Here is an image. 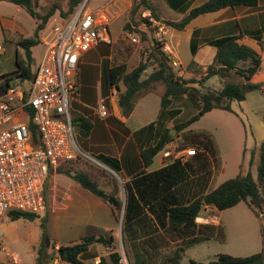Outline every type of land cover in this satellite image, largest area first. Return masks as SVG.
<instances>
[{
  "label": "trees",
  "instance_id": "16d2710c",
  "mask_svg": "<svg viewBox=\"0 0 264 264\" xmlns=\"http://www.w3.org/2000/svg\"><path fill=\"white\" fill-rule=\"evenodd\" d=\"M4 1L23 8L36 20V25L31 36L22 37L16 41L15 67L0 74V91H5L19 81L33 78L35 65L31 48L41 43L40 32L46 27L49 19L56 11H59L62 17L67 16L83 0H68L66 10L61 7L60 0H52L44 13H39L33 8V0ZM257 1L205 0L190 8L178 21L165 20L164 22L176 29H183L191 19L199 14L216 11L227 6H254ZM167 2L180 12L187 10L186 0H167ZM135 7L148 9L153 17L159 18L149 0H137ZM146 22L149 23L147 19ZM239 36L228 35L206 42L215 47L216 52L213 62L206 67L201 78L177 76L170 64V57L163 50V43L159 41H156L149 49L148 57L141 58L131 70H127L124 63L109 67L102 66L101 94L105 97V101L107 100L106 106L111 89H116L119 91L117 105L123 116H128L135 101L146 92L153 90L156 85H163L164 91L161 94L160 109L155 123L163 118L169 119L177 114L180 115L182 106H185L187 100H191L190 104H194L197 109V113L188 118L181 119L179 117V120L176 119L173 124V129L176 131L175 136L169 134L168 128H164L153 142L141 148L138 154V164L127 160L124 156H121V159L105 154L96 156L99 161L117 174L123 172L129 177L128 180L122 182L124 202L121 230L126 253L128 256L129 253L132 254L136 264H144L142 258H152L149 250L159 247L165 236L171 240H183L184 237H189L183 247L177 245L171 255L167 257L166 264H179L185 248L203 240V237L197 234L201 232V228H197L195 218L205 206H213L216 210L221 211L236 205L240 201H245L259 220V209L264 204V140L259 148L256 179L248 170L245 174L228 178L214 189L187 200L181 199L171 187L183 182L187 175V169H189L188 163H182L180 158H176L171 164L155 171L145 172L144 169L166 144L174 140L181 130L198 120L205 112L212 108L231 110V102L245 99L248 92L255 90L263 93L264 81L254 82L252 80L254 75L260 71L262 56L252 47L238 42ZM255 38L264 49V42L260 41L261 37L256 35ZM150 66L152 68L150 73L141 78L144 71ZM213 75L226 76L220 89L206 88L199 91L193 85L195 83L198 87L204 86L205 81ZM230 76L236 80H230ZM121 85L123 89L120 90ZM176 101H179L181 106H171ZM71 121L74 131L80 136L86 137L90 134L93 125L89 118L73 112ZM262 121L264 124V111ZM153 124L154 122L148 126L153 127ZM28 125L31 130L32 144L38 145L36 126L31 120L28 121ZM202 133L198 142L203 145L208 139V135ZM71 177L82 188L109 203L113 210L121 206V201L116 195V189L110 193L104 191L98 182L81 170L75 171ZM7 216L10 220L19 218L33 220L38 215L27 211L10 210L7 212ZM40 225L42 232L35 264H49L54 258H58L67 264H87L86 260L96 258L98 255L89 251V247L95 243L105 246L108 251V258L99 256L96 264H120L119 254L112 249L114 235L112 233L107 235L95 234L94 232L80 237L77 241L59 244L55 255L49 256L47 260L44 257L49 238L44 220ZM260 231L261 235L264 236L261 224ZM262 242L263 246L259 252L247 256L218 253L207 262L190 259L188 264H264L263 237Z\"/></svg>",
  "mask_w": 264,
  "mask_h": 264
},
{
  "label": "rangeland",
  "instance_id": "374dc122",
  "mask_svg": "<svg viewBox=\"0 0 264 264\" xmlns=\"http://www.w3.org/2000/svg\"><path fill=\"white\" fill-rule=\"evenodd\" d=\"M105 1L106 4H108L107 11L109 13L108 18L104 16L107 19L110 30L109 43L112 42L111 37H115V39H117L116 42L125 52V59L129 61V63H134L137 59L133 55L131 56L133 48H137V54L139 53V55H141L140 59L147 58L149 55V49L153 44H155L156 41H158V39L155 35L157 28L154 25L146 22L147 18L143 14L145 8L135 7L137 0ZM51 2L52 0H34L33 8L39 13H44ZM67 2L68 0H60L63 10L67 9ZM103 2L104 0H87L85 4L86 10L99 7ZM160 10L166 14L168 18H176L179 15L177 13L178 11L174 9L172 10L170 8L163 7ZM99 12L101 13L100 10ZM1 14L3 15L4 20L19 26V29L22 30L24 35L4 30V37L7 40L0 37V43L3 45V50L0 51V74L15 67L13 41H17L18 39L25 36H31L32 29L35 25L34 19L25 10H16V6L14 4L4 0L0 1V15ZM61 15L62 14L59 11H56L51 16L46 26L49 27V25L57 20ZM163 26L165 29L167 25L164 24ZM169 33L173 35V41H175V36L179 34L177 30L170 29L165 35L166 38L168 37ZM131 37H134L136 41L133 42L130 39ZM165 41L166 40L163 39L161 42L163 43ZM178 50L180 51V56L184 59L185 55L182 45L178 46ZM42 52L43 45L41 43L32 47L35 66L38 64ZM187 53L189 54V52ZM173 69L176 75L179 76L177 68L173 67ZM150 71L151 66L147 67L141 78L146 77ZM199 72V77L201 78L203 72ZM183 75L184 76L180 77L188 78L186 77V73ZM231 76L229 77L230 80H236V78ZM221 80L224 82V80L218 76H212L209 77V79L205 82V86H194L197 87L199 91H203L210 87L218 88V82ZM118 94L119 91L112 88L108 95V103H111L112 99H114L117 103ZM248 99L249 105H252L255 107V110H257L250 115L253 130H251L250 125L246 123L248 121L245 115L238 111V102L232 101L231 110L220 111L217 114L212 115L208 113L206 114L205 112L199 117L198 120L190 124V128L192 129L188 131L190 132L192 130L191 133H196L200 128H209L214 137L218 139L221 152L229 158H232L237 155L235 151V145L237 147V144L240 141V125H245V134L247 139L246 144L248 147L247 150L249 151L246 152L247 157H250L252 154L250 152L252 150L251 131L255 132L257 121L262 123V113L264 110L260 111L259 109L263 102L264 96H261V94H258V91L254 90ZM190 103L191 100H187L185 106H182V111L180 112V115H178L177 120H179V117L181 119H185L192 114L197 113V109L194 107L195 105ZM143 106L144 105L138 101L136 113L142 111ZM171 106L179 107L181 106V103L176 101ZM107 108L109 109L108 105ZM232 109L237 111L236 114H238V116H241L242 122H238L239 119L234 116V114L230 113L233 112ZM71 115H73L72 110ZM191 144L193 147L201 146L200 143L196 141H192ZM90 156H82L79 159L70 161L61 167H57L55 169L53 168L49 171L45 182V208L41 212L36 213L38 216L33 220L25 218L10 220L7 214L1 217L0 264H6L5 261L9 259L8 254L12 257V259H15L16 264H35L37 248L40 243L42 232V227L40 224L43 220L45 223L46 233L49 238L46 254L44 257L47 260L49 256L55 255L56 248L59 244H67L68 241L76 239L80 235L85 234L89 229V224L99 223L106 225L107 228H109L108 230L114 229L112 234L114 235L115 239L114 243L112 244V249L119 254V263L136 264V260L133 259L132 254L129 253L130 257L127 255L122 239L121 229L124 202V188L122 186L123 176L122 174H117L112 169L101 163L95 156ZM253 158L256 159V162L251 164V168H249L251 169V174L256 179V164L259 160L257 153L255 156H253ZM249 161H251V159ZM78 170L87 173L108 193L116 189V195L121 201V206L114 210L115 220L114 217L111 219L108 218L110 217V208H108L104 202H102L90 192L84 190L72 179L71 175ZM69 195L72 196V199H69ZM201 210L203 211L198 213V217L215 214L218 218V221L216 224H208L212 225L211 229L213 228L210 231L204 232V235L206 233L209 234V239L201 240L191 246L186 247L179 264H188L190 259L207 262L213 259V257L218 253H227L234 256H247L261 250L263 246L262 237L264 240V236L261 235L260 224L264 235V204L259 209V220L250 210L245 201H240L234 207L217 212L206 206ZM197 234L200 237L203 236L201 232H198ZM188 239L189 237H184L183 240L169 239L167 241L164 239L163 241L165 245L163 246H165V248L163 249L165 250L162 255H156L152 258H142L141 260L144 262V264H166V256H170L173 249L177 245L183 247ZM1 247H4V250L1 249ZM89 251L98 255L96 258L86 260L87 264H95V262L98 261L99 256L108 258V251L106 247L98 243L92 244L89 247ZM49 264L66 263L58 260V258H54L49 262Z\"/></svg>",
  "mask_w": 264,
  "mask_h": 264
},
{
  "label": "crops",
  "instance_id": "0c3cea01",
  "mask_svg": "<svg viewBox=\"0 0 264 264\" xmlns=\"http://www.w3.org/2000/svg\"><path fill=\"white\" fill-rule=\"evenodd\" d=\"M149 1L154 6L155 12L159 17L158 20L162 22V24L164 25L165 20L178 21L190 8L198 4H201L205 0H186L188 6L185 12H180L179 10L175 9L174 6H170L167 0H149ZM15 6H16V10L23 9L17 5ZM163 7L170 8L172 10L173 9L177 10L178 11L177 13L179 15L176 18H168V16H166V14H164L160 10ZM107 8H108V4H106V1L104 0L101 6L96 8H91L89 10H93V9L100 10L102 13L101 15L108 18L109 13L107 11ZM34 24L36 25L35 19H34ZM35 25L32 29V33L34 31ZM0 29H1L0 37H2L5 40L7 39L4 37V30L15 32L16 34L24 35L22 30L19 29V26H16L14 23H9L8 21L4 20L2 14L0 15ZM170 29L177 30L179 32V34L175 36V41L172 40L173 35L171 33L168 34L167 38L165 37V35ZM108 31L110 35L109 25H108ZM42 34L43 31L40 34V39L42 37ZM228 35H240L238 38V42L252 47L255 51L261 54L262 63H261L260 71L256 75H254L252 80L254 82H263L264 81V49L261 43L257 41L255 36L259 35L261 37L260 41L262 43L264 42V0H258L257 4L254 6H244V5H238L234 7L227 6L220 8L216 11L199 14L193 19H191L183 29H176L172 26L167 25L165 28V33L163 35V39H165L166 41L163 42V45L164 48L168 49L167 50L168 52H166L167 55L170 58H173L179 62L183 70L181 73H179V76H184L183 74L186 73L187 74L186 77L188 78L189 77L199 78L200 76L199 71H202L203 74L205 73L206 67L213 62L214 55L216 52L215 47L207 44L206 42L208 40H212ZM116 40L117 39H115V37L114 38L111 37V41H112L111 43H109L110 42V38H109L108 42L99 43L97 46L92 47L90 50L82 54L79 58L77 74H76V78H77V90L75 94L76 97L73 100H71L70 106L73 112L89 118L92 122L93 127L90 134L86 137H82L78 133H75V141L79 149L85 154V156L92 155L96 157L98 154H105L112 157H116L117 159H121V156L122 157L124 156V158H126L127 160L133 161L135 164L136 163L138 164L139 150L141 148H144L151 142H153L157 138L158 134L164 128H168L170 131V129L173 128V124L175 123L176 119H178L179 114H177L173 118H169V119L163 118L155 123V120L157 119L158 112L160 109L161 94L164 91L163 85H156L155 88H153V90L146 92L135 101L133 109L128 116H123L121 114V111L118 108L117 103L114 99L111 100V103L110 102L108 103L109 109L107 108L108 111L107 116L105 117L99 116L96 109L98 101L100 98L105 99V97L102 96L101 94L102 66L105 65L109 67L112 65L124 63L127 66V70H131L138 64L141 57L139 53L137 54L136 51L137 48H133V52L131 56L133 55L137 59L135 60L134 63H129V61L125 59L126 56L125 52L123 51L122 47L116 42ZM13 45L15 52L17 48L16 41H13ZM181 45L184 49L183 51L185 55L184 59L180 56V51L178 50V46ZM187 52H189V54ZM213 76H218L223 80L226 79V76L224 77H221L219 75H213ZM222 83H224L222 82V80L219 81L218 88H213V89H220L223 85ZM193 85L196 84L194 83ZM122 88L123 87L121 85L120 90ZM253 92L254 91L248 92L246 94L245 99L241 101H237L238 102L237 105L239 109L238 111L245 115L248 121L246 123L250 125L251 130H253V125L250 120V115L253 114L255 111H257L255 110V107L249 105L248 103L249 101L248 98L250 94ZM258 94L264 96V91L263 93L258 92ZM138 101L141 102L145 107L143 106L142 111L136 113V108H137L136 106ZM232 110L233 112L230 113L234 114V116H236L239 119L238 122L239 121L242 122L241 116H238V114H236L237 111L234 109ZM259 110L260 111L264 110V99ZM220 111H226V110H222L219 108H212L211 110L207 111L206 114L207 113L210 115L217 114ZM152 122H154L153 127L148 126ZM190 129L192 128H190L189 125L183 130H181L174 138V140L166 144L153 157L152 162L146 168H144L145 172H152L171 164L173 160L176 158H180L182 163L184 162L188 163L189 169H187V175L183 180V182H180L175 186L171 187V189L174 190L175 193L179 195V197L183 200H187L190 198L197 197L201 194H204L210 191L211 189L217 187L222 181L234 177L239 173L244 174L247 170L251 171L250 165L256 162V159L253 158V156H255L256 153L259 159L260 144L264 140L263 121L262 123H259V121H257L255 132L251 131L252 150L250 152L252 154L250 157H247V152L249 151L247 150L248 147L246 144L247 139L245 134L246 131L245 125H240V131H241L240 141L237 144V147L235 145V151L237 155L232 158H229L228 156H226L224 153L221 152L218 139L214 137V135L212 134L209 128H200L199 131L196 133H191L192 130L189 132L188 130ZM202 132L209 135L208 139L205 141L203 145L200 144L201 145L200 147L194 148L195 146L193 147L191 143L192 141L198 142L201 139L200 137H202L201 136ZM173 134L172 136H175L176 131ZM192 147L196 150V153L194 155H190V156L183 155L185 153V149ZM81 157L82 156H79L76 159H79ZM250 159L251 161H249ZM66 163L68 162L63 163L58 167H61ZM120 174H122L123 180H128L129 177L127 175H125L123 172H121ZM69 199H72V196L69 195ZM99 199L102 202H104L108 206V208H110L109 209L110 217L108 218L111 219L112 217H114L115 213L112 207L110 206V204L102 200L101 198ZM206 207L211 208V210L213 211L214 210L216 212L218 211L213 206H206ZM203 210H201L200 212H202ZM195 223L197 228L199 227L201 228L203 240L209 239L210 238V236H208L209 234L206 233L204 235V232L212 230L213 229V228L211 229L212 225L200 223L197 221H195ZM89 225H90L89 229L85 234L80 235L76 239L68 241V243L77 241L80 237L91 232H94L95 234L107 235L113 233L114 230V229L108 230L109 228H107L106 225H102L99 223H91ZM165 239L167 241L169 240V238L166 236ZM163 245H165L164 241L161 242L159 247L157 246L156 248L150 249L149 251H151V255L153 257H155L156 255L157 256L162 255V253L165 250L163 249L165 248V246ZM96 263L97 261L95 262V264Z\"/></svg>",
  "mask_w": 264,
  "mask_h": 264
},
{
  "label": "built area",
  "instance_id": "2783aa9c",
  "mask_svg": "<svg viewBox=\"0 0 264 264\" xmlns=\"http://www.w3.org/2000/svg\"><path fill=\"white\" fill-rule=\"evenodd\" d=\"M86 2L83 0L73 12L59 16L42 30L43 52L33 78L0 91V219L10 210L41 212L45 208L49 171L85 156L75 141L71 121L70 102L77 90L78 61L92 47L109 41L107 19L97 9L86 10ZM143 14L157 28L155 35L161 42L165 33L162 22L148 9ZM130 39L136 41L134 37ZM170 64L179 73L183 71L177 60L170 58ZM96 109L100 117L107 116L103 98ZM29 120L36 126L38 145L32 144ZM195 153L192 147L183 155ZM195 220L216 224L218 218L215 214L197 215ZM8 257L6 264H16L9 254Z\"/></svg>",
  "mask_w": 264,
  "mask_h": 264
},
{
  "label": "water",
  "instance_id": "95a60500",
  "mask_svg": "<svg viewBox=\"0 0 264 264\" xmlns=\"http://www.w3.org/2000/svg\"><path fill=\"white\" fill-rule=\"evenodd\" d=\"M169 133H170V135H172L173 133H175V130L173 128H171Z\"/></svg>",
  "mask_w": 264,
  "mask_h": 264
}]
</instances>
